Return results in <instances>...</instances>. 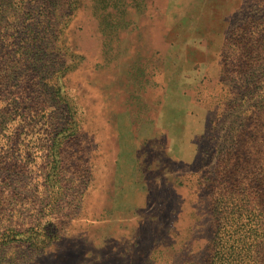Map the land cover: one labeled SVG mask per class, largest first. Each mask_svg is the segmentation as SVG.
Segmentation results:
<instances>
[{"label": "rangeland", "instance_id": "374dc122", "mask_svg": "<svg viewBox=\"0 0 264 264\" xmlns=\"http://www.w3.org/2000/svg\"><path fill=\"white\" fill-rule=\"evenodd\" d=\"M12 4L8 51L22 50L0 76L10 108L33 109L31 127L15 117L0 132L25 172L0 181V264H232L214 206L247 195L236 141L249 90L264 101V0H44L38 36L31 0Z\"/></svg>", "mask_w": 264, "mask_h": 264}, {"label": "trees", "instance_id": "16d2710c", "mask_svg": "<svg viewBox=\"0 0 264 264\" xmlns=\"http://www.w3.org/2000/svg\"><path fill=\"white\" fill-rule=\"evenodd\" d=\"M7 1L8 0H0V57L2 60H5L7 57L10 59V64H17L16 59L7 55L10 48V42H8L9 38H14L15 35L19 33V30L9 36L6 26L3 22L6 20L9 15L7 9ZM13 2L12 6L16 7H24L25 0H9ZM44 0H31L32 9H29L28 15L32 16V24H30L28 30L30 33H35L38 36V33L35 32L38 19H40L42 12H39V7ZM15 2V3H14ZM44 6H47V2H44ZM13 17L15 13L12 14ZM254 17V16H253ZM34 43L38 40L37 38H33ZM41 46V42H39ZM15 47L17 44L14 45ZM19 51H13L9 54L20 52L22 49L20 46H17ZM36 45L33 44L32 47L29 48L31 52H34L36 49ZM8 69L5 68L1 70L0 76V102L4 103V106H0V120L2 117V121L0 122V132L1 130L8 124L10 120L13 118L23 119L25 121V128L31 127L32 120L29 121L25 111L26 109L32 110L33 106L24 107V99H21L20 103H15L16 108H10L9 96H11V92H9V88L11 87L10 75H8ZM14 69L11 68V70ZM16 75V72L14 73ZM252 77L255 74L251 75ZM21 80H25L23 77H20ZM18 89V87H16ZM55 96H61V88L52 87L48 89ZM240 91L239 89H237ZM249 105L252 109V128L244 129V134L241 139H237V145L240 146V150L238 151L237 159L239 160V169L244 170L246 181L244 190L247 195L242 199L238 204V208L235 210L229 211L227 208L228 204H226L222 209H219V206H214L215 211V225H216V235L214 239V246L217 244L222 249L229 247L233 252L229 254V256H233L232 264H264V101L261 105H254L251 102H255L256 89L249 90ZM14 95V94H13ZM18 95V92H17ZM238 96H240L238 92ZM264 97V95H263ZM34 104V103H33ZM65 105L67 108V104ZM71 111V108L69 109ZM16 111V114L13 113ZM12 116V117H11ZM37 116V115H36ZM35 117V116H32ZM56 127V126H54ZM55 131L59 130V132L54 136L53 145L50 148V156L47 159L49 160V165H54L57 161V156L60 155V150H62V146L65 143L66 138L69 137L67 132L68 128L63 127L61 124L57 128H54ZM226 130L230 129L226 128ZM246 131V133H245ZM19 129V133H20ZM59 136V138H57ZM20 135H16L14 139L9 140L7 142L8 146L11 149H18L15 145H18V141L20 140ZM58 139V140H57ZM220 138H218V141ZM220 148V141L218 143ZM224 150L220 149L219 152H223ZM4 151H1L3 153ZM14 155L9 154L4 156L0 154V181L2 183L11 184L12 175L22 176L25 178V172L21 171V166L18 165V161ZM18 157V155H17ZM52 169L47 173L46 177L50 180V173L52 174ZM220 169V167H219ZM220 171V170H219ZM14 173V174H13ZM219 179L223 177L221 172L218 173ZM222 181V180H221ZM231 264V263H228Z\"/></svg>", "mask_w": 264, "mask_h": 264}]
</instances>
